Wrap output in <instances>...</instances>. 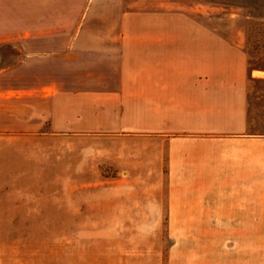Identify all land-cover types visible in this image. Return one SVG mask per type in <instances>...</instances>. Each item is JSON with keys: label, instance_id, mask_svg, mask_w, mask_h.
<instances>
[{"label": "crops", "instance_id": "crops-1", "mask_svg": "<svg viewBox=\"0 0 264 264\" xmlns=\"http://www.w3.org/2000/svg\"><path fill=\"white\" fill-rule=\"evenodd\" d=\"M161 2L0 0V46L19 56L0 68V97L17 101L7 130L60 149L66 218L82 219L73 234L137 232L123 229L132 218L160 233L165 217L214 215L233 148L259 140L248 107L264 67L248 61L264 48L246 37L247 16Z\"/></svg>", "mask_w": 264, "mask_h": 264}, {"label": "rangeland", "instance_id": "rangeland-1", "mask_svg": "<svg viewBox=\"0 0 264 264\" xmlns=\"http://www.w3.org/2000/svg\"><path fill=\"white\" fill-rule=\"evenodd\" d=\"M161 1L170 9L240 7L247 16L246 37L249 21L261 23L251 26L250 37H254L252 44L264 48V0ZM0 53L12 55L10 61L0 56V68L19 58L8 44L0 46ZM251 63L264 67V56L252 57ZM1 76L0 72V84ZM254 89L261 98L248 107L251 133L247 135L259 140L249 145L250 151L233 148L237 154L232 158V169L224 171L231 180L216 187L220 208L205 217H165L160 233L145 232L150 226H142L141 218L130 219V227L123 228L137 232L71 233L69 225L82 219L66 218L60 149L42 137L30 136L23 142L22 135L8 132V127L17 123L10 114L15 112L17 101L0 97V264H264V170L257 168L261 160L257 153H264V82H257ZM3 135L13 145L22 141L20 148L2 140ZM246 152H251L248 160ZM102 174L115 173L106 169ZM83 220L89 224L98 219Z\"/></svg>", "mask_w": 264, "mask_h": 264}, {"label": "trees", "instance_id": "trees-1", "mask_svg": "<svg viewBox=\"0 0 264 264\" xmlns=\"http://www.w3.org/2000/svg\"><path fill=\"white\" fill-rule=\"evenodd\" d=\"M253 24L260 25L261 23H260L259 21H257V20H251V21H249V23H248V28H247V32H248V40H250V41H251V39L253 38V37H250L251 34H252V32H253V31L251 30V26H253ZM251 59H252V57H250V58H249V61H248V65H249V66H252Z\"/></svg>", "mask_w": 264, "mask_h": 264}]
</instances>
